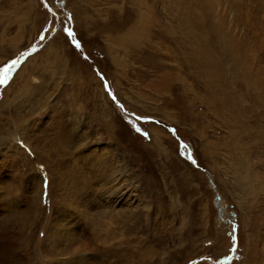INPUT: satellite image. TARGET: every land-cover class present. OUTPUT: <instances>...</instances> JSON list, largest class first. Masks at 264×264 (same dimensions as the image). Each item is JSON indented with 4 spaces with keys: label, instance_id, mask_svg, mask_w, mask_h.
<instances>
[{
    "label": "rangeland",
    "instance_id": "1",
    "mask_svg": "<svg viewBox=\"0 0 264 264\" xmlns=\"http://www.w3.org/2000/svg\"><path fill=\"white\" fill-rule=\"evenodd\" d=\"M152 1L163 62L119 52L110 0H0L1 264H264V0Z\"/></svg>",
    "mask_w": 264,
    "mask_h": 264
},
{
    "label": "bare ground",
    "instance_id": "2",
    "mask_svg": "<svg viewBox=\"0 0 264 264\" xmlns=\"http://www.w3.org/2000/svg\"><path fill=\"white\" fill-rule=\"evenodd\" d=\"M109 1V0H108ZM111 1V11L113 13V16L112 18L110 17V21H111V28L110 30L113 32V33H110L107 37L109 39L112 40V42L114 44H116V46H118V50L120 53H123L125 55H133V56H136V57H139V60H142V57L144 55V53H149V54H152V56L156 59V61H158L159 59L163 62V53L160 51V49H158V47L156 46V44H153V40L152 38L155 37V33L159 32L161 29H162V26L163 25L159 20V18L157 19V15H156V11L154 10L153 8V5H154V2L152 0H131L132 1V5L130 7V10H131V13L129 16H131L129 19V26L127 27L126 30L124 31H120V32H117V30L114 28L115 24H113V22L115 21V17L118 16V11L121 10V0H110ZM195 5L194 2H192V6ZM195 8V7H194ZM193 8V10H194ZM160 12V11H159ZM158 14V13H157ZM182 14V13H181ZM185 14V13H184ZM188 15V14H187ZM193 15V14H192ZM183 16V15H182ZM185 17V16H184ZM196 18V15H194V20ZM87 23H90L91 22V16H86L83 18ZM88 21V22H87ZM165 25V24H164ZM180 27H181V31H182V34L185 38L187 37H191L190 39H197V37H199V32H198V27H197V22L196 21H193L192 18H188L186 20H184L183 23H180ZM126 28V27H125ZM168 29V28H167ZM163 30V29H162ZM166 30V29H165ZM197 30V32L195 31ZM199 39V38H198ZM194 42V41H193ZM199 46L196 44L195 46H193L192 48L194 50H196ZM204 49V48H203ZM193 50V51H194ZM116 51V50H115ZM185 53V52H183ZM192 53V52H191ZM206 53L204 52V55ZM111 57L112 60L115 61V56L114 54H109ZM190 55V54H189ZM193 55V54H192ZM203 55V56H204ZM206 56V55H205ZM208 56V55H207ZM206 56V58H207ZM211 56V55H210ZM117 57V56H116ZM201 57V56H200ZM141 58V59H140ZM187 59V58H186ZM189 59V58H188ZM202 59V58H201ZM204 59V58H203ZM193 60V58H192ZM200 60V59H199ZM206 60V59H204ZM211 60H213L211 58ZM117 61V60H116ZM194 61V60H193ZM198 61V60H197ZM202 61V60H201ZM195 62V61H194ZM164 64V63H163ZM162 65V64H160ZM208 67V66H207ZM209 69V68H208ZM176 70V69H175ZM178 77V75H176ZM90 80H96L95 77H93L92 75H90ZM176 78V77H175ZM181 78V77H180ZM101 93L103 94L104 92L101 90ZM102 110H104L105 112L108 113V108H104V105H103V108ZM110 115V113L108 114ZM113 123V122H112ZM111 124V123H110ZM108 125V124H107ZM113 126V125H112ZM62 137V136H61ZM61 137L59 138V140H61ZM260 137H262V139L264 140V131H262L260 133ZM23 140V143L24 145H26L27 148H30L31 145H30V142L27 138L25 139H22ZM57 140L55 142V144H52V147L57 150V149H60V146L61 143L60 141ZM54 143V142H53ZM68 145H70V142H68ZM21 149V148H19ZM32 149V148H31ZM262 150V149H261ZM86 162V161H85ZM244 166V169L245 170V174H246V177L243 175V178L245 179L244 182L247 185L250 184V181H249V177H250V174L253 173V168L249 161L245 160V164H243ZM77 167V166H76ZM84 167V166H83ZM79 168V167H78ZM85 168V167H84ZM63 169V168H62ZM61 170V169H60ZM78 170V169H77ZM82 170V169H81ZM84 170V169H83ZM248 170V171H247ZM106 171V170H105ZM73 172V171H72ZM83 172V171H82ZM92 172V171H91ZM111 172V171H110ZM109 172V173H110ZM81 174V173H80ZM79 174V175H80ZM84 174V173H83ZM82 174V175H83ZM87 174V173H86ZM102 173H99V176H98V180L97 178L95 179V182L97 180V184L93 183V185L91 186V189L94 194H96L97 192H103L104 194L102 195L103 198L104 196L107 197V199H102V201H104L106 204H109L110 206H115L117 205L119 202H121L122 199H113V195H117V190L115 191L114 189H112L113 187L108 185V182H106L104 180V178L102 177V175H100ZM62 175V174H61ZM60 175V176H61ZM72 175V174H71ZM78 174L77 173H74L73 174V177H76ZM79 175L77 177H79ZM105 175V174H104ZM108 175V174H107ZM89 176V175H88ZM95 176V175H94ZM93 176V177H94ZM50 177V175H48V178ZM63 177V176H62ZM62 177H60V181H59V188L61 190L64 191V183H63V180H62ZM70 177V176H69ZM91 177V178H93ZM105 177V176H104ZM71 178V177H70ZM82 178V177H81ZM87 178V177H86ZM114 178V176H113ZM84 179V178H83ZM75 180V179H74ZM80 180V179H79ZM104 180V181H103ZM109 180V179H108ZM116 180V179H115ZM87 181V179H86ZM89 181V180H88ZM112 181V180H111ZM92 182V180H91ZM114 182V181H112ZM75 183V182H74ZM80 184V182H78ZM81 183H85L84 181L81 182ZM115 183V182H114ZM41 184V183H40ZM39 184V185H40ZM77 184V183H75ZM112 184V183H111ZM116 184V183H115ZM38 185V184H37ZM82 185V184H81ZM87 185V184H86ZM89 185V184H88ZM79 186V185H78ZM117 186V184L115 185ZM36 187V186H35ZM34 187V188H35ZM41 187V186H40ZM88 186H86L85 188H87ZM122 186H120L119 188H121ZM33 188V187H32ZM81 189V187H79V189L77 190L76 188H73L72 187V192L74 193H78L79 190ZM101 189V190H100ZM43 191V189H42ZM120 191V190H119ZM37 192V191H36ZM88 192V190H87ZM121 193V192H120ZM100 195V193H98ZM40 195H41V192H40ZM39 195V196H40ZM120 195V194H119ZM98 196V195H97ZM62 203V202H61ZM63 205H62V209H63ZM72 208V207H71ZM111 211V210H110ZM109 212V211H108ZM114 213V212H113ZM124 214V213H123ZM59 219L58 220H55L52 222L51 224V232H53L54 234V244L55 246H58L59 243L63 240H69L71 237L70 236H73L74 235V232H72L71 228L68 227V226H65L66 224H62L61 221L64 219V213L59 215ZM129 216V215H128ZM131 217V216H130ZM8 219V217H6ZM129 218V217H128ZM93 221V220H92ZM63 222V221H62ZM8 223V222H7ZM125 223V222H124ZM128 223V222H127ZM129 223H133V222H129ZM99 224V223H98ZM126 225V224H125ZM16 226V225H15ZM98 226V225H97ZM11 228V226H10ZM118 228V227H117ZM88 229V228H87ZM7 230V229H6ZM128 232V231H127ZM15 233V232H14ZM97 233V231H96ZM85 235V234H84ZM91 235V234H90ZM2 236V235H1ZM70 237V238H69ZM90 237V236H89ZM96 237V236H95ZM98 238V237H97ZM77 239V238H75ZM87 239V238H86ZM96 239V238H95ZM95 239H94V242H95ZM108 239V238H107ZM89 240V239H88ZM91 240V239H90ZM77 241V240H76ZM93 241V240H92ZM110 241V240H109ZM13 242V241H12ZM74 242V241H72ZM91 242V241H90ZM93 242V243H94ZM99 242V241H98ZM62 243V242H61ZM60 243V244H61ZM69 243V241H68ZM101 243V241H100ZM105 243V242H104ZM10 244V243H9ZM70 244V243H69ZM73 245V243H71ZM80 244V242L78 243ZM76 245V244H74ZM95 245V243H94ZM77 246V245H76ZM82 246V245H81ZM17 248V247H16ZM67 248V247H66ZM97 248L98 247H94ZM1 249H3V247L0 248V251ZM7 250V247L5 248ZM9 249V248H8ZM93 249V248H92ZM100 249V248H99ZM5 250V251H6ZM91 250V249H90ZM68 251V250H67ZM4 252V249L2 250V252L0 254H2ZM8 252V250H7ZM6 252V253H7ZM104 252V251H103ZM5 253V252H4ZM5 253V254H6ZM112 253V252H111ZM99 254V253H98ZM97 253L95 254H92L90 255L89 257L86 255V257L84 258V261L87 263V264H107L105 263L106 261L102 258H105L103 256H100L102 258L99 257ZM4 255V254H2ZM8 255V254H7ZM113 255V254H112ZM5 256V255H4ZM1 257V256H0ZM75 257V256H74ZM79 257V256H78ZM77 258V257H76ZM109 258V257H107ZM112 258V257H111ZM82 259V258H81ZM106 259V258H105ZM1 260V259H0ZM3 261H5V258L3 259ZM50 261H52V259H49ZM77 260V259H76ZM83 260V259H82ZM81 260V261H82ZM107 260V259H106ZM109 260V259H108ZM107 260V262H108ZM112 261V260H111ZM2 263V261H0ZM53 262V261H52ZM75 262V260H74ZM80 262V261H79ZM114 262V261H113ZM0 263V264H1ZM84 263V262H82ZM111 262L109 261V264ZM67 264H72L71 261H69ZM80 264V263H79Z\"/></svg>",
    "mask_w": 264,
    "mask_h": 264
},
{
    "label": "snow or ice",
    "instance_id": "3",
    "mask_svg": "<svg viewBox=\"0 0 264 264\" xmlns=\"http://www.w3.org/2000/svg\"><path fill=\"white\" fill-rule=\"evenodd\" d=\"M69 35H72V33L69 32ZM40 39L43 40V39H45V37H44V36H41ZM15 63H16V62H13L12 67L15 66ZM10 71H11V68H7V71H6V72H5V70H4V77H3V79H0V83H4V82L7 81V75H8V73H10ZM138 131H139V129H138ZM145 135H147V134L145 133Z\"/></svg>",
    "mask_w": 264,
    "mask_h": 264
},
{
    "label": "water",
    "instance_id": "4",
    "mask_svg": "<svg viewBox=\"0 0 264 264\" xmlns=\"http://www.w3.org/2000/svg\"><path fill=\"white\" fill-rule=\"evenodd\" d=\"M216 199L218 200L219 199V196H216Z\"/></svg>",
    "mask_w": 264,
    "mask_h": 264
}]
</instances>
